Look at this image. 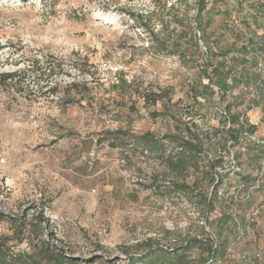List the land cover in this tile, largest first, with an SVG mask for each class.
<instances>
[{"label": "rangeland", "instance_id": "rangeland-1", "mask_svg": "<svg viewBox=\"0 0 264 264\" xmlns=\"http://www.w3.org/2000/svg\"><path fill=\"white\" fill-rule=\"evenodd\" d=\"M195 1L0 0V73L14 74L0 87V212L41 204L55 244L85 264H131L144 251L163 254L157 261H210L185 248L206 238L202 230L214 239L221 213H232L242 221L238 238L217 264H264V199L256 194L247 207L227 173L231 165L246 169L242 147L221 150L228 180L209 229L196 205L212 191L209 176L190 170L189 192H172L157 154L111 150L103 134L121 127L179 140L188 127L212 149L223 131L220 112L251 122L260 115L245 109L243 90L223 96L209 84L203 45L219 61L216 44L230 45L243 33L249 3L264 0H207L200 41ZM120 77L125 91L112 88Z\"/></svg>", "mask_w": 264, "mask_h": 264}, {"label": "trees", "instance_id": "trees-1", "mask_svg": "<svg viewBox=\"0 0 264 264\" xmlns=\"http://www.w3.org/2000/svg\"><path fill=\"white\" fill-rule=\"evenodd\" d=\"M195 4L198 20L196 27L200 41L201 24L205 22L204 18L209 19L207 0H196ZM249 8L248 13L244 15L245 19L240 21L241 26L244 27L243 33L232 35L234 39L231 40L230 45L222 47L221 44H216V48L221 52L219 61L213 63L214 58L218 56L215 55L214 58L209 59L208 51L201 43L205 50V69H210L209 74L205 72V78L210 85L214 83L223 96L234 87L244 89L245 94L250 95L245 104L248 108L245 109L248 111L250 107L259 108L263 117L261 120L264 121V1H251ZM226 29L231 31L229 27ZM13 78L14 74L0 73V87L7 88ZM117 82V85H113L112 88L119 89L121 86V90L125 91L129 87L122 77ZM140 97L143 98V96ZM234 99L232 98L230 102ZM231 106L230 103L227 108L228 113ZM220 114L224 120L223 131L214 136L217 145L212 146V149L208 148L207 139L188 127L183 131L186 136L179 140L170 135L162 140H156L148 133L138 135L130 129L121 127L113 131H105L103 134L111 150L132 148L140 150L141 154H157L164 170L172 176L171 184L168 185L172 192L180 194L189 192L190 186L186 179L190 170L196 173L202 171L206 178L209 176L212 191L206 197H196V205L202 208L205 224L210 229L213 222L209 221L208 216L219 204L218 189L227 182V173H232L237 179L236 194L244 195L247 207L253 202L256 194L264 199V137H255V127L247 119L239 121L238 113L227 115L223 111ZM164 141H167L168 145ZM234 146L242 147L246 157L249 158L246 169L236 165V171H234L231 165V169L224 173L221 150L229 152V148ZM150 187L160 189L155 187V183ZM193 187L200 188L197 180L193 182ZM44 211V207L40 204L31 205L28 210L17 215L0 212V224L6 225L3 232H0V264H85V261L66 254L62 247L55 244L57 240H54L51 224ZM29 212H31L30 215H28ZM241 222L234 214L222 212L216 223V237L213 239L202 230L206 238L204 240L193 238L185 249H198L202 254L206 253L210 261H204L201 264H217L218 258L222 259L224 256L228 241H235L238 238ZM218 227L221 228L220 234H218ZM226 229L230 231L229 238L223 235ZM144 252L139 255L138 261H133L131 264H182V259L177 257L175 259L169 256L163 259L165 261H157L164 255L151 257L149 252Z\"/></svg>", "mask_w": 264, "mask_h": 264}, {"label": "crops", "instance_id": "crops-1", "mask_svg": "<svg viewBox=\"0 0 264 264\" xmlns=\"http://www.w3.org/2000/svg\"><path fill=\"white\" fill-rule=\"evenodd\" d=\"M254 116L252 117V122L248 121L251 125L255 127L254 136L257 138H263L264 137V121L261 120V113L260 115L258 113H254ZM260 126V127H259Z\"/></svg>", "mask_w": 264, "mask_h": 264}, {"label": "built area", "instance_id": "built-area-1", "mask_svg": "<svg viewBox=\"0 0 264 264\" xmlns=\"http://www.w3.org/2000/svg\"><path fill=\"white\" fill-rule=\"evenodd\" d=\"M244 91V89H242ZM233 95V94H232Z\"/></svg>", "mask_w": 264, "mask_h": 264}]
</instances>
